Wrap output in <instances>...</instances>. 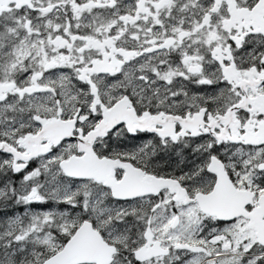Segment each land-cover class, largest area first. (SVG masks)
Returning <instances> with one entry per match:
<instances>
[{
  "label": "snow or ice",
  "instance_id": "obj_1",
  "mask_svg": "<svg viewBox=\"0 0 264 264\" xmlns=\"http://www.w3.org/2000/svg\"><path fill=\"white\" fill-rule=\"evenodd\" d=\"M0 264H264V0H0Z\"/></svg>",
  "mask_w": 264,
  "mask_h": 264
},
{
  "label": "rangeland",
  "instance_id": "obj_2",
  "mask_svg": "<svg viewBox=\"0 0 264 264\" xmlns=\"http://www.w3.org/2000/svg\"><path fill=\"white\" fill-rule=\"evenodd\" d=\"M24 211L23 206L10 205L7 209L0 207V220H3L5 217L22 214Z\"/></svg>",
  "mask_w": 264,
  "mask_h": 264
}]
</instances>
